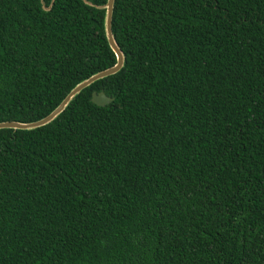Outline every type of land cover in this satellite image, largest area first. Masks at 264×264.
Segmentation results:
<instances>
[{
  "label": "trees",
  "instance_id": "16d2710c",
  "mask_svg": "<svg viewBox=\"0 0 264 264\" xmlns=\"http://www.w3.org/2000/svg\"><path fill=\"white\" fill-rule=\"evenodd\" d=\"M104 2L0 0V121L115 62ZM110 28L117 72L0 129V264H264V0H113Z\"/></svg>",
  "mask_w": 264,
  "mask_h": 264
},
{
  "label": "water",
  "instance_id": "95a60500",
  "mask_svg": "<svg viewBox=\"0 0 264 264\" xmlns=\"http://www.w3.org/2000/svg\"><path fill=\"white\" fill-rule=\"evenodd\" d=\"M112 6H113V0H105L103 5H100L98 7L104 9V15H103L104 34H105V38H106V41H107L110 49L114 53L115 62L111 66H109L103 70H100V71L88 76L87 78L81 80L77 84H75L65 94V96L60 100V102L48 114H46L42 118L35 120V121H31V122L0 121V129L1 128L33 129V128H36V127H39V126H42V125L48 123L59 112H61L63 110V108L67 105L69 100H71V98L75 94H77L81 89L88 86L89 84H91L92 82H94L97 79L103 78L107 75H110V74L117 72L122 67L124 57H123L122 52L120 51V49L118 48V46L116 45V43L114 41V38H113V35L111 32V28H110ZM43 8L48 9L49 7H43ZM90 100L95 105L103 106V105L109 103L112 100V98L110 96L106 95L103 91H98V92L92 91L91 95H90Z\"/></svg>",
  "mask_w": 264,
  "mask_h": 264
}]
</instances>
